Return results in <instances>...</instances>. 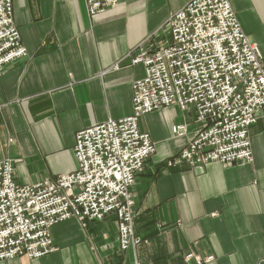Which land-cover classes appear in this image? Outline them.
Here are the masks:
<instances>
[{"label": "crops", "instance_id": "obj_1", "mask_svg": "<svg viewBox=\"0 0 264 264\" xmlns=\"http://www.w3.org/2000/svg\"><path fill=\"white\" fill-rule=\"evenodd\" d=\"M190 0H123L90 16L83 0H12L25 58L0 70V163L18 185L76 169L75 135L132 112L137 47L159 43L167 19ZM264 64V0H229ZM118 69H113L114 65ZM186 125L181 137L172 127ZM155 145L133 186V230L140 243L120 251L116 217L51 228L56 251L0 264H264V110L249 138L251 163L188 167L174 157L192 139V111L163 107L138 120Z\"/></svg>", "mask_w": 264, "mask_h": 264}, {"label": "built area", "instance_id": "obj_2", "mask_svg": "<svg viewBox=\"0 0 264 264\" xmlns=\"http://www.w3.org/2000/svg\"><path fill=\"white\" fill-rule=\"evenodd\" d=\"M123 0H83L92 16ZM137 47L131 65L144 77L132 84V112L79 131L73 154L75 171L28 185L13 179L12 162L0 163V261L25 256L38 259L56 251L51 228L69 219L85 224L116 217L120 251L136 247L131 187L155 145L141 133L138 120L176 105L192 111L197 130L174 157L188 167L216 162L251 163L249 132L264 110V64L259 47L244 33L229 0H190ZM12 0H0V70L25 58ZM114 65L113 69H118ZM186 125L172 127L181 137ZM193 258L204 264L212 258Z\"/></svg>", "mask_w": 264, "mask_h": 264}]
</instances>
